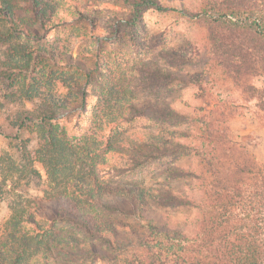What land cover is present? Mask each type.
I'll list each match as a JSON object with an SVG mask.
<instances>
[{"label":"trees","instance_id":"1","mask_svg":"<svg viewBox=\"0 0 264 264\" xmlns=\"http://www.w3.org/2000/svg\"><path fill=\"white\" fill-rule=\"evenodd\" d=\"M65 1L72 9L64 15L44 0H25V10L15 0H0V17L11 30L28 38L38 37V29L46 32L67 24L76 15L93 21L91 0ZM126 1L131 7L128 14L117 18L114 33L126 34L140 50L149 49L140 38L149 10L179 9L186 17H198L207 28L211 60L246 100L255 101L264 111V87L257 86V78L264 77V0H206L200 14L191 12L183 2L171 6L163 0ZM157 57L135 63L131 79H123L120 87L103 82L96 68L88 69L72 55L54 52V57H49L57 68L74 71L75 76L61 71L57 84L82 101L54 106L24 119L30 125L26 129L39 138L35 151L29 150L26 142L19 147L24 171L36 177L34 163L38 160L46 169L51 189L39 200V211L27 214L25 209L14 208L10 222L16 230L0 246V264H70L57 258L56 247L64 244L85 249L95 257L120 260L113 254L119 247L118 237L125 234L136 241L143 236L131 224L120 221L127 218L144 221L150 231L148 239L154 242L145 247L146 256L139 264H264V167L246 146L228 140L222 112L214 119L213 113L200 119L158 96L172 83L194 85L200 81L182 71L190 64L186 55L165 49L157 52ZM4 67L15 70L13 65ZM24 68L30 71L31 61ZM93 72L105 89L94 94L89 89ZM91 94L99 99L96 111L108 133V154L118 155L123 162L103 159L97 163L98 157L85 155L61 124L63 117L58 111L85 109V99ZM98 117L94 111L93 118L99 121ZM140 121L154 128H140ZM185 123L201 124L195 140L203 141L199 149L183 141L194 136L178 129ZM190 153H194L196 168L179 164ZM154 165L160 168L156 185H129L120 180ZM9 173L15 175V171ZM183 179L200 183L202 196L198 200L169 185ZM156 209L196 211L192 233L184 234L174 223L155 225ZM58 224L74 226L88 239L56 233ZM25 228L30 230L23 231Z\"/></svg>","mask_w":264,"mask_h":264},{"label":"rangeland","instance_id":"2","mask_svg":"<svg viewBox=\"0 0 264 264\" xmlns=\"http://www.w3.org/2000/svg\"><path fill=\"white\" fill-rule=\"evenodd\" d=\"M15 1L21 10H25V0ZM44 1L59 9L61 14H67L72 9L65 0ZM163 1L169 2L170 5L183 2L185 7L196 14H200L206 5V0ZM91 3L93 21L79 19V15H76L77 17L69 19V23L60 27L46 32L38 29V37L28 38L14 32L0 17V246L16 230L15 225L10 222L14 208L25 209L27 214L39 211V200L47 197L51 189L47 182L46 169L38 160L34 163V168L38 172L36 177L32 178L24 171L19 147L26 142L29 150L35 151L39 145L38 135L26 129L30 125L28 122L25 124L24 119L54 109V106L76 102L81 104L82 101L80 96L75 97L73 93L58 86L57 78L61 76V71L64 70L74 76L75 73L67 67L54 66V63L49 61L50 56L54 57V52L72 55L88 69L96 68L100 80L116 87L122 85L123 79H131L130 69L135 63L147 59L157 60V52L160 50L166 49L186 55L190 64L183 66L182 71L189 73L192 79L199 80L201 84L172 83L159 92L158 96L192 117L197 116L201 119L203 114L213 113L214 119L222 112L228 140L246 146L257 164L264 167V111L255 101L246 100L233 81L211 60L206 42L207 28L204 23L198 21V17L195 19L186 17L179 9L162 12L149 10L143 20L144 31L140 34V38L149 49L140 50L126 34L114 33L117 18L128 14L131 7L126 0H91ZM29 61L31 69L26 72L24 65ZM5 64L15 66V70H8L4 67ZM9 75L12 78L8 79ZM257 86L264 87V77L257 78ZM101 88L103 89V85L99 84L96 73L93 72L89 89L94 94ZM130 90L132 89L129 88ZM134 92L138 96L141 95L140 91ZM85 100V109L80 106L74 110L58 111L63 117L61 124L66 127L67 135L89 158L97 156L98 158H95L97 163L103 159L116 163L123 162L118 155L108 154L106 148L108 133L103 127L101 114L96 111L98 97L91 94ZM94 111L99 115V121L93 118ZM137 125L140 128L144 126L154 128L146 121H140ZM177 127L194 135L193 138L183 139L193 148L203 144V141L197 143L195 141L198 131L202 130L200 123L193 125L185 123ZM179 164L196 168L194 153L182 157ZM159 169L156 165L148 166L141 172H136L133 177L120 180L129 185H156L158 183L156 174ZM11 171H15V175H11L9 173ZM16 172L23 174L18 175ZM169 185L193 199L198 200L202 196L198 181L175 180L169 182ZM47 212L52 217V211ZM154 212L155 225L170 226L174 223V226L187 235L194 229L197 214L194 210L156 209ZM120 221L131 224L139 236L143 235L136 241H133L136 238L125 234L118 237L119 247L113 254L120 257V260L113 257L112 259L95 257L85 249L67 244L56 247L57 258L60 262L70 264H139L146 256L145 247L154 244L153 240L148 239L150 235L148 226L146 227L144 221L133 218ZM27 230L30 229L25 228L23 231ZM54 231L64 236L77 235L86 238L80 229L66 224L56 225ZM104 251L106 252L105 248Z\"/></svg>","mask_w":264,"mask_h":264}]
</instances>
